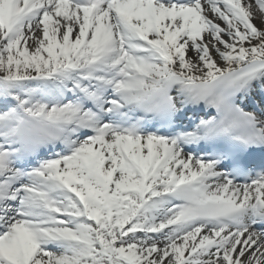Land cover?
<instances>
[{"label": "snow or ice", "instance_id": "1", "mask_svg": "<svg viewBox=\"0 0 264 264\" xmlns=\"http://www.w3.org/2000/svg\"><path fill=\"white\" fill-rule=\"evenodd\" d=\"M0 264H264V0H0Z\"/></svg>", "mask_w": 264, "mask_h": 264}]
</instances>
